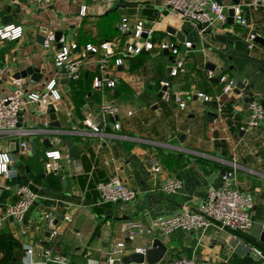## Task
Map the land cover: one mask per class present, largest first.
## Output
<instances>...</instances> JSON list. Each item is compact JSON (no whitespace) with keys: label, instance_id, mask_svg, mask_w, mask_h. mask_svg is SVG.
<instances>
[{"label":"crops","instance_id":"0c3cea01","mask_svg":"<svg viewBox=\"0 0 264 264\" xmlns=\"http://www.w3.org/2000/svg\"><path fill=\"white\" fill-rule=\"evenodd\" d=\"M221 1L226 6H244L249 0ZM83 7L86 14L81 16ZM244 11L251 27L264 39V8ZM122 18H128L132 25L143 21L152 31L154 47L125 57L122 66L110 69L118 79L114 89H94L99 69L92 59L80 80L66 86L61 83L64 77H57L64 95L56 106L61 129L49 126L45 107L32 104L19 124V130L33 133L26 137L31 145L29 155L15 152L22 141L19 135L0 139L4 150L15 153L18 170L16 179L3 182L2 202H15L19 186L28 187L39 197L22 222H5L0 231V264H42L47 249L68 257L71 264H107V254L116 243L127 244L124 257L137 253L136 249H149L156 238L142 233L130 241L129 223L139 221L148 226L155 219L196 211L207 198L208 189L220 187L225 171L233 169L235 188L252 194L255 201L254 227L239 239L264 248L253 237L257 225L264 226V122L257 129H247L245 92L224 93L221 83L223 77H237L252 87L250 98L264 103V40L250 50L246 30L239 24L226 20L202 32L198 25L167 11L164 0H42L39 4L0 0V27L15 25L24 30L18 40L0 41V64L7 68L0 78V94L14 89L13 79H20L26 91L38 92L56 77L54 60L59 45L48 51L42 46L48 31L61 33L67 43L81 47L109 41L116 45V56L120 55L132 40L130 34L120 35ZM166 40L176 45L179 55L161 49L160 43ZM186 43L191 47L186 48ZM179 59L184 61V70L172 77ZM29 70L33 73L28 74ZM208 73L213 74L212 79ZM166 82L170 84L167 92L181 94L184 109L163 97ZM197 93L212 100L201 101ZM103 102L119 107L123 128L114 131V120L106 117L99 125L105 124L102 135L89 136L84 121L89 114L95 115ZM61 131L70 132L63 139H72L81 155L72 158V163L64 157L58 162V171L50 173L45 168L47 151L59 149L70 156L64 143L56 147L44 144L47 138L58 139ZM153 164L161 167L159 173L152 171ZM113 176L137 191L134 201L99 202L97 185ZM172 178L181 180L183 188L167 194L160 186ZM47 213L54 217L57 238L51 237L52 229L43 219ZM232 238V233L217 227L190 234L174 231L159 237L168 246L160 264L179 258L203 264H264V259L241 257L229 249ZM27 247L32 249L31 255H27ZM118 264H124L123 259Z\"/></svg>","mask_w":264,"mask_h":264},{"label":"built area","instance_id":"2783aa9c","mask_svg":"<svg viewBox=\"0 0 264 264\" xmlns=\"http://www.w3.org/2000/svg\"><path fill=\"white\" fill-rule=\"evenodd\" d=\"M32 3H41L42 0H29ZM164 6L173 16L183 21L194 23L201 27L203 32L207 27L216 23H224L228 18V11L234 9V22L239 24L246 30L245 39L248 48L254 50L256 47L255 39L257 32L251 27L249 18L245 15L244 9L251 11H259L264 8V0H249L244 6H226L219 4L217 0H164ZM86 14V7L81 8L80 15ZM120 35L126 36L130 34L132 40L127 43L124 52L116 56V45L106 41L100 45L87 44L79 46L76 43H67L65 38L61 36L57 41L56 33L48 31L44 35L42 46L45 50H51L56 45H61L57 51L54 66L56 69V77L48 81L42 91L28 92L24 89L20 79H13L12 85L14 89L8 94H0V139L12 135H19L22 141L19 143V151L17 155L28 156L31 151L30 142L26 137L32 135V131L19 130L21 115L32 105L45 107L52 105L55 110L56 106L63 99V92L58 76H63L68 82H76L81 79L83 71L90 60L94 59L99 69L93 79V87L96 90L114 89L118 84V79L110 72L112 67L118 68L123 65L125 57H133L139 55L143 50H152L154 44L151 40L152 31L145 28L143 21H138L132 25L128 18H122L118 25ZM24 35L22 26H4L0 27V41H15ZM146 36V38H144ZM161 49L165 52L170 51L173 55H179V50L174 43L170 41H162ZM186 48H190L191 44L186 43ZM7 68L0 64V78L5 74ZM184 70V61L179 59L170 75L177 77L179 72ZM65 71V74L62 72ZM208 78L212 79L213 74L208 73ZM226 77L221 78L224 84L223 92L230 93L233 91L231 82ZM163 87L167 90L169 83H163ZM166 92L163 97L174 100L181 109L186 107V102L181 94L177 91ZM196 98L204 102L212 100L211 97L204 93H197ZM248 119L246 123L247 129H257L264 122V103L257 98H250L247 104ZM69 114V113H68ZM132 113H129L131 115ZM98 115L112 118L114 121L111 125L114 131H121L122 123L118 120L120 115L119 107L113 102H103L96 114H89L85 121V134L89 136L102 135L105 124L100 127ZM246 130L245 127L241 128ZM70 132L61 131L58 133V139L50 141L51 146H58L64 143L63 137ZM104 135V134H103ZM69 163L74 160L68 154H62L59 149H52L46 152L45 168L50 173H55L59 169L58 162L63 158ZM16 155L13 151L4 150L0 146V231L6 221L22 222L28 210L36 203L38 195L25 186H19L15 189L16 201L13 203L2 202L3 182L14 180L18 177L16 168ZM152 171L159 173L161 167L153 164ZM235 169L225 171L222 176L221 186L218 188L211 187L208 189L207 198L196 211L185 212L180 215L171 216L162 219H155L148 226L143 225L139 221H133L128 224V239L134 241L140 234L145 233L154 238L168 236L174 231H182L190 234L199 230H207L210 227H217L222 231H228L234 235V238H240L241 235L249 233L254 227L253 210L255 201L250 193H243L235 188ZM183 188V182L179 179L172 178L165 180L160 189L172 194ZM101 204L112 203H131L137 198V191L127 187L123 181L113 176L108 181L99 183L96 187ZM43 219L51 227V237L57 238L59 231L55 227V220L51 213L43 216ZM71 222L70 217H66ZM248 252H257L261 259H264V251L258 249L255 245L245 243ZM27 255L32 254V249L27 247ZM127 251V244L120 242L114 244L106 258L107 264H118L122 262L124 254ZM137 253L146 255L147 249H136ZM71 264L68 257L55 253L52 249L44 251V262L42 264ZM166 264H203L195 259L179 258L168 261Z\"/></svg>","mask_w":264,"mask_h":264},{"label":"water","instance_id":"95a60500","mask_svg":"<svg viewBox=\"0 0 264 264\" xmlns=\"http://www.w3.org/2000/svg\"><path fill=\"white\" fill-rule=\"evenodd\" d=\"M217 1L219 4H221V5L223 4L221 0H217ZM233 16H234V9H230L228 11L227 21L228 22H234ZM169 33L171 35H176L179 39L182 38V35L175 30H169ZM61 36H62L61 33L56 34L57 41L60 40ZM43 40H44V38H43ZM263 40L264 39L262 37L257 36L255 39V42L261 43ZM60 46L61 45H59V47ZM27 72H28V74L33 73L31 70H29ZM62 74H65V71H63ZM38 76H40V75H38ZM230 82H231L233 91L235 93H241L242 91L245 92L247 101H249V99L251 97L250 89L252 87H247V85H246L247 83L241 82L237 77L234 78L233 80L229 79L228 83H230ZM61 83L67 86L69 82H68V80L64 79V80H62ZM163 91H166L165 87H164ZM47 113L50 115V125L49 126L51 128L61 129L63 126H62L61 122L58 120L56 110L52 105L47 106ZM99 120L103 121V117L101 116ZM100 124H102V123H100ZM44 144L46 145V147H50L51 146L50 139H48V138L45 139ZM64 144L68 148L71 158L78 159L80 157L81 151L78 148V146L75 145V143L72 141V139L65 138ZM35 146H36V144L32 143V147L35 148ZM18 151H19V144L16 145V151L15 152L18 153ZM256 239H259L260 242L262 244H264V226H261L260 233ZM228 248L232 249L237 255H239L241 257L249 256L254 260L260 259V255H258L257 252L249 253L247 248L245 247V242L243 240H240L239 238L238 239L232 238L229 241V247ZM262 250L264 251V248H262ZM167 251H168V246L161 239L156 238V239H154L152 246L149 249H147L146 255H144L142 253H133V254L127 255L123 258V263L124 264H160L163 261Z\"/></svg>","mask_w":264,"mask_h":264},{"label":"rangeland","instance_id":"374dc122","mask_svg":"<svg viewBox=\"0 0 264 264\" xmlns=\"http://www.w3.org/2000/svg\"><path fill=\"white\" fill-rule=\"evenodd\" d=\"M260 228H261V225H257L256 229H255V232L253 234V237L254 238H257L258 235H259V231H260Z\"/></svg>","mask_w":264,"mask_h":264}]
</instances>
